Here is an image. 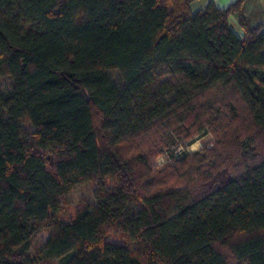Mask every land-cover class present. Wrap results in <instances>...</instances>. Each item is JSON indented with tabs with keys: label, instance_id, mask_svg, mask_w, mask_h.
I'll use <instances>...</instances> for the list:
<instances>
[{
	"label": "trees",
	"instance_id": "trees-1",
	"mask_svg": "<svg viewBox=\"0 0 264 264\" xmlns=\"http://www.w3.org/2000/svg\"><path fill=\"white\" fill-rule=\"evenodd\" d=\"M198 1L0 0V264H264V26Z\"/></svg>",
	"mask_w": 264,
	"mask_h": 264
},
{
	"label": "rangeland",
	"instance_id": "rangeland-1",
	"mask_svg": "<svg viewBox=\"0 0 264 264\" xmlns=\"http://www.w3.org/2000/svg\"><path fill=\"white\" fill-rule=\"evenodd\" d=\"M198 4L196 3L193 5V11H196L198 8ZM109 75L114 81L118 80V73L116 71L109 72ZM9 87V79L5 77H0V90L4 91ZM20 128L23 133H27L33 130L32 125L27 122L26 120L20 121ZM212 140L211 134L204 133L199 138L195 139L191 144L187 147L183 148L180 147L177 149L176 152L187 149L188 151L197 150L203 143H208ZM165 158L160 156L155 161L156 166H160L164 163ZM98 185L94 182H86L76 185L75 187L71 188L70 191L66 196H64L61 205V211L59 213V217L62 220H71L75 217L76 212L78 209L83 206L84 204H91L95 203V194L98 190ZM49 237V229L44 228L38 230L34 236L31 238L29 242V250L25 253L29 256L33 255L48 239ZM110 241L113 242H124L125 240L120 236L110 235L108 237ZM53 264H57L54 262Z\"/></svg>",
	"mask_w": 264,
	"mask_h": 264
},
{
	"label": "crops",
	"instance_id": "crops-1",
	"mask_svg": "<svg viewBox=\"0 0 264 264\" xmlns=\"http://www.w3.org/2000/svg\"><path fill=\"white\" fill-rule=\"evenodd\" d=\"M208 1H212L217 8L223 9L234 3L236 0H200L196 2V5L198 4L197 8H203ZM241 12L249 28L258 25L264 26V0H245L242 4ZM229 23L235 34L242 37L244 31L238 23V17L236 14L229 17Z\"/></svg>",
	"mask_w": 264,
	"mask_h": 264
}]
</instances>
